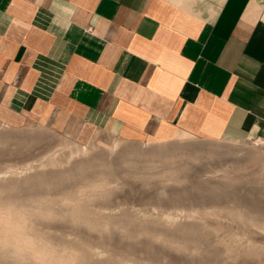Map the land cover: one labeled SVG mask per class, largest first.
Listing matches in <instances>:
<instances>
[{
  "label": "crops",
  "instance_id": "0c3cea01",
  "mask_svg": "<svg viewBox=\"0 0 264 264\" xmlns=\"http://www.w3.org/2000/svg\"><path fill=\"white\" fill-rule=\"evenodd\" d=\"M264 138V0H0V123Z\"/></svg>",
  "mask_w": 264,
  "mask_h": 264
},
{
  "label": "rangeland",
  "instance_id": "374dc122",
  "mask_svg": "<svg viewBox=\"0 0 264 264\" xmlns=\"http://www.w3.org/2000/svg\"><path fill=\"white\" fill-rule=\"evenodd\" d=\"M0 264H264V138L0 123Z\"/></svg>",
  "mask_w": 264,
  "mask_h": 264
},
{
  "label": "bare ground",
  "instance_id": "6f19581e",
  "mask_svg": "<svg viewBox=\"0 0 264 264\" xmlns=\"http://www.w3.org/2000/svg\"><path fill=\"white\" fill-rule=\"evenodd\" d=\"M118 143L119 142H115V146L114 147H117L118 146ZM67 145H69V144H67ZM84 146L83 145H80V144H77V145H74V146H71L70 148H71V150H72V153H80V152H83V150H84V148H83ZM88 147H85V149H87ZM71 154V153H70ZM70 157V156H69ZM45 162V161H44ZM240 212H242L243 213V211H240ZM245 213H243V215H244ZM245 216V215H244ZM51 217V216H50ZM169 217H170V215H169ZM175 218V217H174ZM255 220V219H254ZM258 224V223H257ZM30 233V232H29ZM236 246V245H235ZM240 248V247H239ZM18 252V251H17ZM233 252H235V251H233ZM228 253V252H227Z\"/></svg>",
  "mask_w": 264,
  "mask_h": 264
}]
</instances>
